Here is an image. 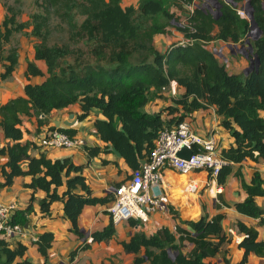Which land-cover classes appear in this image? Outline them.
<instances>
[{
	"label": "trees",
	"instance_id": "obj_1",
	"mask_svg": "<svg viewBox=\"0 0 264 264\" xmlns=\"http://www.w3.org/2000/svg\"><path fill=\"white\" fill-rule=\"evenodd\" d=\"M122 2L38 0L40 11L30 14L28 23L17 21L21 13L13 6H6V14L0 21V81L9 79L19 64L16 48L6 50L14 35L29 28V36L37 40L33 61L26 62L22 94L0 105V131L4 140L0 144V189L10 188L16 178H30L22 184L31 191L30 198L13 216V222L22 226L34 211V195L38 191L44 193L38 204L42 215L50 216L53 203L62 204L63 217L70 224L69 232L83 242L68 254L70 262L80 251L89 249L78 226L83 208L96 205L107 208L114 200L113 194L94 195L82 174L85 164L75 165L70 158L51 160L45 153L32 155L38 147L35 140L23 141L24 118L34 117L36 132L40 133L39 128L46 122L44 117L54 110L78 105V121L95 110L102 116L94 121L102 146L85 147L88 158L115 152L131 171H136L147 160L164 128L176 126L194 112L213 108L220 119L219 126L231 140L220 150L227 164L220 170L216 183L223 186L235 164L245 161L259 164L264 160L261 0H249L261 35L251 43L258 67L246 75L228 72L226 65L207 47L215 42L245 43L249 22L237 14L236 7L218 0V15L214 17L196 6L194 0H138L136 5L127 7ZM185 5H193V11L187 12L185 23L176 28L184 43H173L163 52L158 51L155 38L169 34L170 27L177 23L176 12L186 9ZM54 19L66 27L73 42L83 43L85 51L67 44H49ZM35 62L43 63L44 73ZM35 77L43 79L40 83H30ZM172 82L181 93L167 97ZM158 100L169 104L153 113L146 111L148 105ZM57 130L70 137L77 134L75 129ZM234 176L240 180V188L246 195L243 201L234 204L235 210L242 216L257 219L258 225L264 227V210L256 204L259 199L264 205V180L258 172L253 173L249 183H245L240 170ZM202 211L197 221H180L197 235L198 248L191 256L181 251L167 227L149 236L135 232L121 246L125 253L135 256L133 264H217L213 258L220 253H224L223 263L231 264L225 258L224 246L234 238L224 232L218 220L209 219L204 206ZM128 223L131 227L139 224L134 220ZM235 227L238 236H244L237 244L243 256L235 264H245L249 255L264 259V240L258 239L255 228L241 221ZM114 235L115 226L109 219L107 226L90 235V243H100ZM53 241L51 232H42L32 243L45 261ZM26 251L21 242L9 244L0 238V264H32L25 256Z\"/></svg>",
	"mask_w": 264,
	"mask_h": 264
},
{
	"label": "crops",
	"instance_id": "obj_2",
	"mask_svg": "<svg viewBox=\"0 0 264 264\" xmlns=\"http://www.w3.org/2000/svg\"><path fill=\"white\" fill-rule=\"evenodd\" d=\"M178 35V40H180V33H178ZM164 36L165 35H160L157 36V38H163ZM157 38H155V40ZM215 43L229 45L223 42ZM220 51L221 49H219V51L212 49V52H214L217 57L220 56L219 58H222ZM243 58L242 65L244 68V66L246 67L248 65L249 59L244 55ZM230 60H235L231 51L230 54L226 56L225 62H229ZM28 61H33V56L32 58H28ZM35 63L44 73L45 69L43 63ZM25 68L26 63L23 71H25ZM227 70L234 74L244 72L241 70L235 73L228 68ZM39 79L43 78H32L30 83H40L42 80L40 81ZM10 90L11 89L7 90L4 88V90L0 92V105L4 104L11 98H14L6 96ZM180 93L181 90L177 88L176 84L174 82L170 83L167 97H176L179 96ZM160 102L162 104H160ZM168 104L169 103L167 102L164 103L163 101L158 100L148 105L146 111L153 113ZM150 107L154 110L150 111ZM78 113V105H72L62 110H54L44 117L46 122L39 128V130L42 132L48 128L75 129L77 131L76 137L83 138L88 147H101L102 142L96 134L94 121L96 119H102V116L94 110L86 119L78 121ZM186 119L191 122V125L194 126V129L198 133L202 135L207 133L213 134L220 150L226 148L230 143L231 140L228 138V135L219 126L220 119L216 116L213 108L194 112ZM34 127L37 128V124ZM0 136V144H3L4 140L1 131ZM35 139L36 137L31 134H24L23 141ZM31 153L32 155L38 156L41 152L40 149H37ZM45 154L51 160L70 158L75 165L85 164V168L82 172L86 179L85 182L93 191L94 195L98 197L104 195L110 190L112 191L113 186L124 182L131 174V170L115 152L107 154L101 153L93 158H88L86 153L81 149H63L50 154ZM103 161L112 163L104 164ZM113 163H115L116 166L113 165ZM237 170H240L245 183H249L254 172H258L264 180V160L259 164L245 161L233 165L232 173L223 186L216 184V182L215 184L210 182L208 185L203 186L205 175L201 173L184 176L173 171H167L164 174V181L170 188L166 199L169 212L167 214L150 215L147 223L137 229L135 226L131 227L129 223H123L120 226H116L115 235L111 239L103 240L100 243H90V235L95 231L102 230L109 224L106 207L99 205L85 206L78 219V226L86 239V243L89 244V249L86 251H80L71 262L68 258V254L82 245L83 242L69 232L70 224L63 217L62 204L60 202L53 203L50 206V216H44L39 212L38 204L40 199L44 196V193L38 191L34 195V211L27 217V223L24 226L27 232V239L21 243L27 247L25 256L32 264H133L135 256L125 253L121 243L128 241L130 236L135 232H143L149 236L156 234L162 227H167L174 235L175 243L181 248V251L185 255L191 256L198 248L197 243H195L197 235L193 232L191 227L180 223V221H197L203 214L202 206L205 207L209 219L218 220L226 234H228L229 229H231L236 236H238L235 224L237 221H241L245 225L255 228L258 233V239L264 240V227L258 225V220L242 216L234 208L235 203L243 201L246 197L244 191L240 188V180L234 176V173H236ZM29 181V177L16 178L10 188L0 189L1 198L4 201L15 202L18 205V209L23 208L30 198L31 191L24 189L22 184ZM194 181L202 184L204 188L202 187L198 194L187 195L184 192V187L188 182ZM217 188L220 189V194H215V189ZM256 204L264 210V205L261 200H256ZM173 228H176V230L173 231ZM42 232H51L54 236V241L52 242L51 248L48 250V258L46 261L36 251V247L31 242L32 238H37ZM233 238L234 240H232L231 243L224 246V248L227 249L225 258L229 260L231 264L237 263L243 256V250L239 249L237 246L242 239L236 241V238ZM205 239L214 242L212 238L206 237ZM223 257L224 253L217 254L214 256L213 261L217 264H224L222 261ZM245 264H264V259L249 255Z\"/></svg>",
	"mask_w": 264,
	"mask_h": 264
},
{
	"label": "built area",
	"instance_id": "obj_3",
	"mask_svg": "<svg viewBox=\"0 0 264 264\" xmlns=\"http://www.w3.org/2000/svg\"><path fill=\"white\" fill-rule=\"evenodd\" d=\"M185 8L188 14L192 13L193 5H185ZM237 14L241 18L247 17L242 10L237 11ZM177 43L182 45L184 41L180 39ZM35 143L41 153L63 149H81L86 153L85 147H88L83 138L70 137L55 128L43 130L36 137ZM183 148L192 153L188 160L176 156ZM226 164L220 155V148L214 135L198 133L189 120L185 119L172 128H164L159 133L147 160L138 170L131 171L127 180L118 187L113 186L112 191H109L113 194L114 200L106 208L108 217L115 227L134 220L139 222L135 228H140L147 223L150 215L169 212L166 199L170 188L164 181V174L167 171L184 176L193 172L201 173L205 175L203 186H206L210 182L215 184L216 177ZM203 186L197 181L188 182L184 192L187 195H195ZM215 194H220V189H215ZM18 210L15 202L4 201L0 196V238L9 244L27 239L24 226L13 222V216ZM175 230L176 228H173V231ZM228 234L235 237L236 241L244 237L236 236L231 229ZM36 240L37 238H32L31 242L34 243Z\"/></svg>",
	"mask_w": 264,
	"mask_h": 264
},
{
	"label": "rangeland",
	"instance_id": "obj_4",
	"mask_svg": "<svg viewBox=\"0 0 264 264\" xmlns=\"http://www.w3.org/2000/svg\"><path fill=\"white\" fill-rule=\"evenodd\" d=\"M137 1L138 0H123L122 6L127 7L130 5H136ZM223 1L231 5L232 7H236V10L239 11L241 10L242 7L245 6V4L249 0H241L239 4H236L233 0H223ZM194 2L196 6H200L201 8L208 10L212 16L216 17L218 15L217 13L218 0L217 2L215 0H195ZM261 2H262V6L264 7V0H261ZM6 6L16 7L20 11L21 14L17 18L18 22L28 23L30 14L40 11L38 6V0H0V21H2L3 17L6 14ZM187 12H188L187 9H184L182 11H177L176 12L177 23L175 25L173 23V25L170 27L169 34H167V36L165 35L163 38L156 37L157 39L154 42V46L158 51L163 52L165 48L179 41L178 40L179 35L176 28L182 26V24L185 22L188 15ZM243 17L246 19L245 16ZM53 24L55 27L49 39V44H57V45L67 44L69 45L70 48H74V49L80 48L81 50L85 51L83 43L73 42L66 27L62 25L57 19L53 20ZM29 32L30 29L27 28L22 33L15 34L11 44L9 46H6V50H8L10 47L16 48L19 54V64L16 67L14 74L6 81H0V92H2L4 88H6L7 90L11 89L9 93L6 94L7 97H15L22 93V88L25 84L23 68L25 67V63L28 61V58H32L33 46L34 44L37 43V40L35 38L29 36ZM246 40H248L250 44L252 43V39L250 37H247ZM242 45L245 47L244 52L247 54L248 59L253 57L252 54L249 53V50L247 48L249 44H246L245 42ZM235 46L236 47H233L231 45L230 47H228V45L226 44L221 45L219 43H212L207 45L208 49L210 50L216 49L217 51H219V49H221L220 53L222 54V58L218 57L219 60L226 65V68L236 73L241 70L245 71L249 66V60H248V65L246 67L244 66L243 68L242 65L243 55L240 52L241 45L237 44ZM230 51L233 53L235 60H230L229 62H225L226 56L230 54ZM67 61L71 62L70 59H68ZM0 73H1V68H0ZM39 80L41 81L42 79ZM160 104L162 103L160 102ZM149 110L152 111L154 109L150 107ZM34 126H36V119L34 117L23 119L22 129L26 131L25 133L26 135L31 134L33 136H37L41 133V131H39L40 133H37L36 128ZM192 127L194 128L193 125ZM187 152H190V150H188ZM47 153L50 154L52 152L48 151ZM178 153L176 156L178 158H181L178 156ZM191 174H197V172L190 173L189 175Z\"/></svg>",
	"mask_w": 264,
	"mask_h": 264
},
{
	"label": "water",
	"instance_id": "obj_5",
	"mask_svg": "<svg viewBox=\"0 0 264 264\" xmlns=\"http://www.w3.org/2000/svg\"><path fill=\"white\" fill-rule=\"evenodd\" d=\"M217 2V0H215ZM218 4V2H217ZM217 10H219V4L217 5ZM241 10L246 14V18L249 22V28H250V32L248 34L247 37H250L252 39V41H256L260 35H261V32L257 29V25L254 21V17H253V9L252 7L250 6V2L248 1L244 7L241 8ZM246 44H249L248 45V50H249V53L252 54L253 57H251L249 59V66L248 68L244 71L245 75L248 74L249 72H252L254 70L257 69L258 67V64H259V61H258V58L256 56L253 55V48L250 44V42L248 40H245ZM231 45H228V47H230ZM233 47H236L235 45H232ZM245 50V47L244 46H241L240 48V52L242 55H244L246 58L248 57L247 54L244 52ZM220 57V56H219ZM188 150L186 148H183L179 153H178V156L181 157L182 159H185V160H188L192 153L191 151L190 152H187Z\"/></svg>",
	"mask_w": 264,
	"mask_h": 264
},
{
	"label": "clouds",
	"instance_id": "obj_6",
	"mask_svg": "<svg viewBox=\"0 0 264 264\" xmlns=\"http://www.w3.org/2000/svg\"><path fill=\"white\" fill-rule=\"evenodd\" d=\"M237 11V10H236ZM247 19V18H246ZM230 45V44H229Z\"/></svg>",
	"mask_w": 264,
	"mask_h": 264
}]
</instances>
